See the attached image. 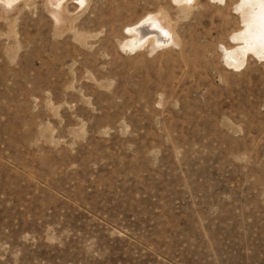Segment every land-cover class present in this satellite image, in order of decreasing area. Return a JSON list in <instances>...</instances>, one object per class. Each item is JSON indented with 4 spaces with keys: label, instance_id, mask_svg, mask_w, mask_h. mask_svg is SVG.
<instances>
[{
    "label": "rangeland",
    "instance_id": "1",
    "mask_svg": "<svg viewBox=\"0 0 264 264\" xmlns=\"http://www.w3.org/2000/svg\"><path fill=\"white\" fill-rule=\"evenodd\" d=\"M243 8L0 0V264H264ZM159 18L177 39L143 34Z\"/></svg>",
    "mask_w": 264,
    "mask_h": 264
},
{
    "label": "bare ground",
    "instance_id": "2",
    "mask_svg": "<svg viewBox=\"0 0 264 264\" xmlns=\"http://www.w3.org/2000/svg\"><path fill=\"white\" fill-rule=\"evenodd\" d=\"M5 1L11 2L13 0ZM53 3L57 4L55 1ZM242 3L244 7L242 15L245 26L244 29L237 32V35H235L236 40L243 42V45L241 46L242 50L241 53L236 52L237 50L235 49L230 51L232 62H229V64L236 66L241 64L242 59L240 56L241 54L244 56L247 50H252L255 54H258V56L264 55V0H242ZM54 14L57 15L58 13L54 10ZM57 18L59 17L57 16ZM161 19L162 18L157 19V21H151L149 28L147 30L143 29L142 32L143 34H146V31L153 32L154 34H157L159 39H165V43L170 42L169 39H174L175 33L173 29ZM151 29L153 30L150 31Z\"/></svg>",
    "mask_w": 264,
    "mask_h": 264
}]
</instances>
